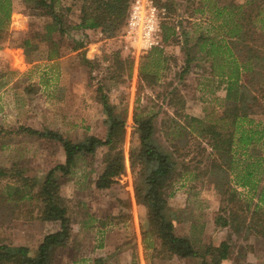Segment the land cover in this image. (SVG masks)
<instances>
[{
  "label": "rangeland",
  "instance_id": "obj_1",
  "mask_svg": "<svg viewBox=\"0 0 264 264\" xmlns=\"http://www.w3.org/2000/svg\"><path fill=\"white\" fill-rule=\"evenodd\" d=\"M161 1L173 3L174 10L168 16L164 9L162 22L174 23L178 32L181 28L186 31L190 41L185 47L190 48L192 60L182 72L186 67L183 46H165L170 56L168 66L159 72L152 86L141 82L137 76L138 61L148 49L131 46L125 36L126 23L114 29L71 28L93 15L95 0H74L73 3L68 0L70 6H60L64 24L70 28L63 34H52L59 49V56L53 62L47 58L46 44L36 37V33L43 32L47 18L33 15V10L29 9L31 3L20 5L18 10L25 16L20 13L15 16L20 24L17 30L0 31V43L6 41L8 35L14 45H20L26 38L39 43L28 59L23 55L22 60L15 58V63L20 65L14 69L5 64L6 55L0 46V166L10 167L16 163L25 175L35 178L39 184L49 169L64 163L65 153L57 140L37 136L25 128L55 131L73 142L90 135L104 138L106 125L101 92L125 119L121 141L125 170L114 178L110 187L95 186V180L112 154L106 146L99 147L93 154L78 155L67 174L56 173L51 189L68 207L71 234L68 246L56 249L52 264H202L200 259L180 257L163 250L157 237L156 219L135 200L134 186L142 181L145 156L140 132L133 122L134 112L153 115L156 143L169 160L177 162L174 178L162 187V196L175 215L176 235L188 237L201 251L207 245L217 246L230 233L229 228L215 222L218 215L226 214L222 208L243 209L241 212L249 218L256 205V200H245L247 195L234 183L233 170L230 178L236 191L234 199L224 200V195L215 191L210 175L203 171L216 155L208 156L201 151V147H206L207 151L209 148L204 140L195 136L200 127L198 123L191 127L192 132L183 128L184 115L214 122L236 109V104L225 102L215 84H199V74L204 76L209 71V61L196 60L197 47L193 45L198 33H204L201 27L193 28L195 17L200 16L195 8L201 1ZM253 40L256 48L264 50V32L256 34ZM77 53H85L93 62L82 64ZM116 54L120 60L134 62L130 77L126 72H117L113 63ZM174 148L189 153L179 158ZM251 151L257 156L264 155V146L252 147ZM37 190L38 185L34 191ZM35 203V200L24 199L14 206L0 200V242L26 246L30 256H35L45 234L59 229V221L44 220ZM260 237L251 235L242 239L232 234L233 254L249 264H264ZM205 261L211 264L208 257Z\"/></svg>",
  "mask_w": 264,
  "mask_h": 264
},
{
  "label": "trees",
  "instance_id": "obj_2",
  "mask_svg": "<svg viewBox=\"0 0 264 264\" xmlns=\"http://www.w3.org/2000/svg\"><path fill=\"white\" fill-rule=\"evenodd\" d=\"M24 4H32L33 15L47 18L43 25V32L36 33V37L46 44L47 58L54 59L59 56L58 42L52 37L53 33L63 34L70 28L66 27L62 18L60 6L54 4V0H21ZM133 0H95L94 13L85 21L80 22L74 27L80 30H95L99 28L114 29L125 25L130 3ZM158 7H163L166 16L174 10L171 1L153 0ZM12 11L11 0H0V28H6L9 25V18ZM60 11V12H59ZM245 20V18L243 19ZM176 25L170 22L161 24V46H153L148 49L146 55L140 58L137 65V76L141 82L152 86L156 83L160 71L166 68L170 56L166 53L164 47L170 44L180 43V32ZM255 24L251 18L248 23L241 21L227 28L226 33L229 36L237 38V55L227 54L219 44L217 58H213L211 68L217 76L225 77L227 85L225 87V98L237 103L234 112L225 113L219 117V121H204L194 115H184L186 125L183 128L192 132L193 125H200L196 137L204 140L206 147H201L203 153H208L212 157L204 174L210 175V180L214 184L216 192L224 195V200L229 202L234 199L236 194L232 187L230 171H232L238 160L247 154V159H258L248 147L259 143L262 140L264 132V121H257L249 117V114H264V87L256 90V94L251 96L250 89L240 81V72L250 69L264 70V54H257L253 51L248 42L247 34L254 32ZM184 34L183 50L185 52V65L182 72H185L189 66L192 57L190 48H186L187 37ZM35 37V36H34ZM39 43L26 38L21 44L23 56L28 59L29 55L38 49ZM216 52V53H217ZM82 64H91L92 59L86 57L85 53H77ZM113 63L118 73L126 72L127 76L132 75L134 62L131 60H120L116 54ZM101 89V88H100ZM100 102L105 114L106 133L104 138L97 136H87L85 139L73 142L64 138L60 133L51 130L38 131L32 128H25L30 133L40 137H47L57 140L65 153L64 163H59L49 169L45 178L39 184L35 178L25 175L18 164L10 167L0 166V200L6 204L18 206L24 199L35 200L36 206L40 208L44 220H58L59 229L47 233L39 243L35 256L29 255V249L26 246H13L0 242V264H52L57 248H66L68 246L71 227L68 207L65 205L62 197L56 195L51 185L56 180V173L67 174L73 165L75 158L82 154H93L99 147L106 146L112 150L103 171L95 180V186L99 189L108 188L114 182V178L121 175L125 170L124 155L121 147V141L124 133L125 119L115 111L105 94L100 93ZM181 115V114H180ZM153 115H144L133 113V122L140 132L139 140L141 150L145 156L143 163V178L141 183L134 186L135 200L138 204L146 207L147 213L156 219L159 228L157 237L160 246L169 254H175L180 257H190L200 259L205 264V257L211 264H219L222 260L228 259L232 264H249L246 261L237 259L231 250L230 240L232 234L242 239H248L249 236H261L264 238V208L256 204L247 218L243 209L223 207L225 215H218L215 222L221 226L229 228L227 239L221 241L217 246L207 245L201 251L197 249L186 236L176 235L174 232L175 215L167 205V201L162 196V187L166 182L171 181L176 174L175 160H169L163 149H161L154 139V121ZM252 148V147H251ZM177 157L183 158L189 151L174 148ZM250 150V149H249ZM261 158V157H259ZM251 169V166L247 167ZM5 180V183H2ZM38 185V190L35 187ZM240 185L243 184L240 182ZM227 196V197H226ZM40 204V205H38ZM239 247V246H238Z\"/></svg>",
  "mask_w": 264,
  "mask_h": 264
},
{
  "label": "crops",
  "instance_id": "obj_3",
  "mask_svg": "<svg viewBox=\"0 0 264 264\" xmlns=\"http://www.w3.org/2000/svg\"><path fill=\"white\" fill-rule=\"evenodd\" d=\"M183 1V0H182ZM201 4L199 7L195 8V12L199 13L200 16L195 17V22L193 23V28L201 27V30L204 33H198V36L194 39L193 45L197 47L196 51V60L201 62V59L204 61H209V71L208 74L202 76L199 74V84L204 86L206 83L215 84V88L220 89V96L225 100L226 103L236 104L237 103L227 100L225 98V87L227 85V81L225 77L217 76L215 72H213L211 68V63L213 58L219 57L217 50V46L221 44L219 48L224 49L227 54L237 55V38L235 36H229L226 31L227 28L233 27L237 22H242L244 24L248 23V20L251 18L252 23L255 24L254 32L247 34V39L249 44L251 45L253 51L257 54H264V50L262 51L256 48V44L254 43V36L256 34H261L264 32V0H199ZM71 3L74 0H70ZM24 4L21 0H11L12 11L9 18V25L6 28H0V31H7L8 33L12 30H17L16 28L20 26L19 22L15 19L19 13L21 16H25L24 12L19 11L21 8L20 5ZM54 4L59 6H70L68 0H54ZM187 17V16H186ZM23 18V17H22ZM245 18V20H243ZM190 19V18H189ZM17 21V23L15 22ZM24 22V21H23ZM179 26V25H178ZM19 28V27H18ZM177 29V27H176ZM88 31V30H86ZM182 28L180 31L181 36L183 34ZM186 32V31H185ZM162 33V31H161ZM250 35H253L250 37ZM180 36V38H181ZM189 38V37H188ZM187 41H190V38ZM185 39V38H184ZM184 39H180L181 44L184 43ZM14 40L11 36L8 35L6 41L1 42L0 46H2V53L6 55V63L9 68H19V63H15V58H22V49L20 45H14ZM161 46V45H160ZM180 49V48H179ZM221 49V50H222ZM16 52H21L16 53ZM21 55V56H20ZM55 59V58H54ZM54 59H50L49 62H53ZM20 61V59H19ZM18 66V67H17ZM25 66V65H24ZM23 66V67H24ZM198 67V66H196ZM198 70V69H197ZM199 70L203 71L204 69L200 68ZM198 70V71H199ZM254 76H257L258 79H255ZM240 81L244 83L251 91V96L256 94V90L260 87H264L262 85L264 83V70L263 69H250L243 70L240 72ZM212 78V79H210ZM236 110V109H235ZM234 110V111H235ZM231 111V112H234ZM228 112V113H231ZM227 113V114H228ZM249 117L257 120L264 121V114H249ZM264 146V132L262 140L259 143L253 144L248 147V151H251V147ZM250 149V150H249ZM245 158L247 157L246 155ZM242 156V157H243ZM260 156V155H259ZM258 159H245L241 158V164H239L240 160L237 161L235 166V170L233 169V176L235 177L234 183L240 186L244 192L245 200H256V204L264 208V155H261ZM251 166V169L247 167ZM263 170V173L261 170ZM232 176V175H231ZM233 182V181H232ZM240 182L243 184L240 185ZM264 247V238H259ZM219 264H232L231 260L225 259L222 260Z\"/></svg>",
  "mask_w": 264,
  "mask_h": 264
},
{
  "label": "built area",
  "instance_id": "obj_4",
  "mask_svg": "<svg viewBox=\"0 0 264 264\" xmlns=\"http://www.w3.org/2000/svg\"><path fill=\"white\" fill-rule=\"evenodd\" d=\"M164 8L159 9L152 0H133L126 19L125 36L131 46L143 50L161 45V24Z\"/></svg>",
  "mask_w": 264,
  "mask_h": 264
}]
</instances>
